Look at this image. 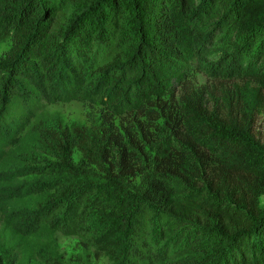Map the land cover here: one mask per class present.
Returning <instances> with one entry per match:
<instances>
[{
    "label": "trees",
    "instance_id": "trees-1",
    "mask_svg": "<svg viewBox=\"0 0 264 264\" xmlns=\"http://www.w3.org/2000/svg\"><path fill=\"white\" fill-rule=\"evenodd\" d=\"M260 4L0 0V40H11L0 56V153L60 89L59 100L103 104L89 126L32 124L37 146L23 156V174L34 178L20 185L43 199L22 221L76 235L112 264H264L255 188L264 150L237 131L218 98L205 112L193 96L176 95L193 70L264 84V18L244 19ZM117 116L137 125L122 127ZM159 117L165 131L152 136L147 123ZM145 143L162 154L150 157ZM241 153L245 165L231 160ZM0 264L15 259L0 254Z\"/></svg>",
    "mask_w": 264,
    "mask_h": 264
},
{
    "label": "rangeland",
    "instance_id": "rangeland-1",
    "mask_svg": "<svg viewBox=\"0 0 264 264\" xmlns=\"http://www.w3.org/2000/svg\"><path fill=\"white\" fill-rule=\"evenodd\" d=\"M62 9L53 19L56 27L66 15ZM264 18V4H260L255 11L250 12L244 19ZM246 20V21H247ZM9 37L0 40V56L10 47ZM61 94L55 98L41 99L43 106L33 117H24L19 127L11 136L6 137L3 151L0 153V254L7 260L15 259V264H51L55 260L61 264H112L106 252L97 251L94 247H83L79 237L66 234L59 229L52 228L46 223L35 226L27 218L28 210L36 199H43L41 193L27 192L22 182L32 181L33 174H23L26 169L23 156L32 154L37 146V134L31 130L36 120L42 119L51 124L60 123L70 126L79 123L89 126L91 117H99L103 109L101 102L69 98L59 100ZM193 96L202 110L211 112L214 109V97L219 99L223 114L230 119L232 125L241 134L251 138L257 149L264 150V84L254 78L218 81L209 79L200 71L193 70L186 82V86L178 89L176 95ZM176 96V97H177ZM232 106L238 109L237 114L231 113ZM155 108V106H153ZM137 125L132 117H115V122ZM152 136H161L165 131V121L159 117L152 123H147ZM146 153L153 157L162 154L163 147L153 143L144 144ZM78 157V152L75 153ZM225 159V156H221ZM231 160L236 164L246 161L241 153L232 155ZM245 165L244 163H242ZM255 181V180H253ZM258 181V206L264 208V181ZM24 190V191H23ZM53 264V263H52Z\"/></svg>",
    "mask_w": 264,
    "mask_h": 264
}]
</instances>
